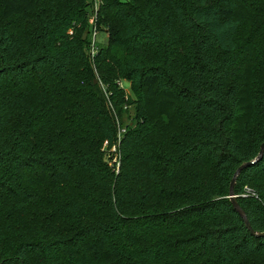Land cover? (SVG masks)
I'll list each match as a JSON object with an SVG mask.
<instances>
[{
	"label": "trees",
	"instance_id": "trees-1",
	"mask_svg": "<svg viewBox=\"0 0 264 264\" xmlns=\"http://www.w3.org/2000/svg\"><path fill=\"white\" fill-rule=\"evenodd\" d=\"M97 4L0 0V264H264V0Z\"/></svg>",
	"mask_w": 264,
	"mask_h": 264
},
{
	"label": "rangeland",
	"instance_id": "rangeland-1",
	"mask_svg": "<svg viewBox=\"0 0 264 264\" xmlns=\"http://www.w3.org/2000/svg\"><path fill=\"white\" fill-rule=\"evenodd\" d=\"M89 2H91L92 0H88ZM92 19H93V15L91 16L90 19V32L92 31V27H93V23H92ZM97 40H96V48H99L102 45H105L107 43V38H108V34L106 32H101L100 29L97 28ZM87 38V36H86ZM90 41V39H89ZM89 51L90 53L92 52V45L91 42L89 43ZM121 87L125 90V93L127 95V97H131V98H135L134 92L131 88V85L128 82H122L120 83ZM125 112L126 114L123 117V120L121 122H119V127L121 129H127V127L132 124V122L134 121L135 118V108L133 106H126L125 107ZM107 160H113V162L118 161L119 160V155L118 153H111L108 154L107 156Z\"/></svg>",
	"mask_w": 264,
	"mask_h": 264
},
{
	"label": "water",
	"instance_id": "water-1",
	"mask_svg": "<svg viewBox=\"0 0 264 264\" xmlns=\"http://www.w3.org/2000/svg\"><path fill=\"white\" fill-rule=\"evenodd\" d=\"M86 36L87 35H84V39H86ZM264 156V144L262 145L261 147V151H260V154L259 156L257 157V159H255L254 161H251V162H248V163H245L244 165H242L235 173L234 175V178L232 180V183H231V187H230V200L234 206V209L239 213V215L242 217L246 227L248 228V230L250 231V233L253 235V236H257V237H264V233H260V232H256L253 230L252 226H251V223L250 221L248 220V217L245 213V211L242 209V207L240 206L239 202H238V199H237V196L235 194V191H234V187H235V184H236V179L237 177L240 175L241 171L244 170L245 168L249 167V166H252L253 164H255L256 162H258L259 160H261Z\"/></svg>",
	"mask_w": 264,
	"mask_h": 264
},
{
	"label": "built area",
	"instance_id": "built-area-1",
	"mask_svg": "<svg viewBox=\"0 0 264 264\" xmlns=\"http://www.w3.org/2000/svg\"><path fill=\"white\" fill-rule=\"evenodd\" d=\"M94 3H95V8H97V0H93ZM92 23H93V29L90 33V42H91V45H92V52H91V56H94L95 53L97 52L98 48H96V40H97V26H96V23H95V16L93 17L92 19ZM126 132V129H121L119 128V131H118V138H117V141L111 146L110 148V153H118V148H119V142L121 141V138L123 136V134ZM109 147V144L108 142H105L104 144V148L107 149ZM119 155V153H118ZM113 162V160H112ZM113 166H116L115 170L117 171L119 169V160L112 163ZM251 195L252 197H256L254 193H252L250 191V189L246 188V194L245 195H242L243 197H247Z\"/></svg>",
	"mask_w": 264,
	"mask_h": 264
}]
</instances>
